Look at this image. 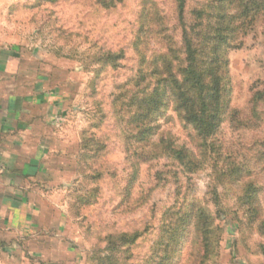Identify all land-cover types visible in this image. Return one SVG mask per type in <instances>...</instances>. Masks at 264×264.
I'll return each instance as SVG.
<instances>
[{
  "label": "rangeland",
  "instance_id": "374dc122",
  "mask_svg": "<svg viewBox=\"0 0 264 264\" xmlns=\"http://www.w3.org/2000/svg\"><path fill=\"white\" fill-rule=\"evenodd\" d=\"M103 1L0 0V46L62 104L55 152L69 169L45 195L53 225L1 239L0 264H264V100H254L264 90V16L221 52L224 120L207 141L215 152L187 172L155 152L160 136L200 145L172 106L136 121L151 87L140 82L143 57L166 51L163 36L180 46L173 0ZM210 2L187 0V18ZM148 14L162 19L158 34L154 23L144 29ZM238 169L249 174L239 180Z\"/></svg>",
  "mask_w": 264,
  "mask_h": 264
},
{
  "label": "trees",
  "instance_id": "16d2710c",
  "mask_svg": "<svg viewBox=\"0 0 264 264\" xmlns=\"http://www.w3.org/2000/svg\"><path fill=\"white\" fill-rule=\"evenodd\" d=\"M103 2L107 8L115 5L114 0ZM186 3L187 0H173L181 32L179 49L175 42L163 36V41H170L166 51L154 56L148 64L143 57L141 64L147 66L149 72L140 74V82L150 79L151 87L146 88L149 91L145 93V89L137 101L139 112L136 121L145 122L150 113L157 115L171 105L178 117L193 129L200 145L193 151L160 136L154 143L155 152L176 161L187 172H193L214 151V146L207 141L224 120L222 94L226 83L221 73L225 64L221 52L224 47L232 48L237 44L243 25L251 28L259 15L264 16V0H211L205 6L190 11L189 18ZM159 20L151 14L146 15L144 29L153 33L149 25L157 26L162 22ZM157 27L156 33L161 31L160 26ZM254 100L263 101L264 90L256 92ZM138 135L144 143L152 138L149 129ZM245 171L237 170L239 180L247 175L248 171ZM196 217L207 219L203 210Z\"/></svg>",
  "mask_w": 264,
  "mask_h": 264
},
{
  "label": "crops",
  "instance_id": "0c3cea01",
  "mask_svg": "<svg viewBox=\"0 0 264 264\" xmlns=\"http://www.w3.org/2000/svg\"><path fill=\"white\" fill-rule=\"evenodd\" d=\"M27 69L13 47L0 46L1 243L14 235L35 237L53 225L57 210L45 195L69 171L60 169V151L55 152L62 104L56 92L45 90L46 80Z\"/></svg>",
  "mask_w": 264,
  "mask_h": 264
}]
</instances>
